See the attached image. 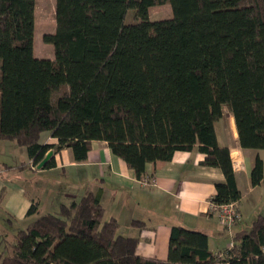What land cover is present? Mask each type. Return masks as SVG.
Listing matches in <instances>:
<instances>
[{
  "label": "trees",
  "instance_id": "trees-1",
  "mask_svg": "<svg viewBox=\"0 0 264 264\" xmlns=\"http://www.w3.org/2000/svg\"><path fill=\"white\" fill-rule=\"evenodd\" d=\"M164 3L172 17L152 20L150 7ZM34 5L0 0V139L24 146L33 165L62 148L83 161L104 140L139 180L147 163L196 148L224 175L211 201L240 200L214 123L228 108L240 147L264 149V0H55V31L43 37L52 59L34 55ZM130 9L135 21L125 23ZM44 132L56 141L42 143ZM262 181L257 155L250 183ZM101 195L86 190L43 214L32 200L26 215L36 218L12 241L0 236V264H264V215L217 253L206 233L173 225L160 260L116 233Z\"/></svg>",
  "mask_w": 264,
  "mask_h": 264
},
{
  "label": "crops",
  "instance_id": "crops-1",
  "mask_svg": "<svg viewBox=\"0 0 264 264\" xmlns=\"http://www.w3.org/2000/svg\"><path fill=\"white\" fill-rule=\"evenodd\" d=\"M214 126L218 144L229 149L241 193L237 207L242 217L231 228L209 211L215 184L222 182L224 175L217 167L203 165L204 155L196 148L176 150L168 161L147 163L148 182L144 184L104 140L91 141L83 161H75L69 148L53 152L49 160L53 158L55 164L45 168L38 164L33 167L24 146L0 139V153L6 157L0 162V236L12 241L17 229L36 218L26 215L32 200L38 202L40 214L55 212L61 204L79 199L86 190L101 187L104 218L117 220L118 235L138 238L136 254L140 256L166 260L173 225L206 233L208 247L214 253L229 248L234 232L249 228L256 216L264 215V181L256 186L250 183L257 155L264 166V149L240 147L234 118L226 107ZM40 141L56 140L44 132ZM19 151L18 161L15 154ZM3 223L13 227L9 239L3 234Z\"/></svg>",
  "mask_w": 264,
  "mask_h": 264
},
{
  "label": "rangeland",
  "instance_id": "rangeland-1",
  "mask_svg": "<svg viewBox=\"0 0 264 264\" xmlns=\"http://www.w3.org/2000/svg\"><path fill=\"white\" fill-rule=\"evenodd\" d=\"M149 17L154 19L170 18L172 17V9L168 3L158 4L150 7ZM125 23L135 21L134 10H128L125 16ZM55 31V0H35L34 5V36H33V52L38 58H54V48L50 43L43 40L44 34L53 33ZM228 74H231V69H227ZM16 147V144L13 142ZM19 147V146H17ZM22 148V147H20ZM264 151V150H263ZM20 160V151L15 154ZM6 157L1 152L0 162L5 160ZM29 168H26V170ZM5 239L11 238L13 227L7 224L2 225ZM6 242V240L4 241ZM3 242V243H4Z\"/></svg>",
  "mask_w": 264,
  "mask_h": 264
},
{
  "label": "built area",
  "instance_id": "built-area-1",
  "mask_svg": "<svg viewBox=\"0 0 264 264\" xmlns=\"http://www.w3.org/2000/svg\"><path fill=\"white\" fill-rule=\"evenodd\" d=\"M33 167H35V165H33ZM141 181L144 184L148 182L146 178H143ZM209 211L216 214L224 226L228 229L231 228L236 222L240 221L242 217L237 207V202L235 201L218 204L211 201L210 199Z\"/></svg>",
  "mask_w": 264,
  "mask_h": 264
},
{
  "label": "water",
  "instance_id": "water-1",
  "mask_svg": "<svg viewBox=\"0 0 264 264\" xmlns=\"http://www.w3.org/2000/svg\"><path fill=\"white\" fill-rule=\"evenodd\" d=\"M52 153H53V151L49 150L45 154L44 158L38 163V167H42L49 160V158L51 157Z\"/></svg>",
  "mask_w": 264,
  "mask_h": 264
}]
</instances>
